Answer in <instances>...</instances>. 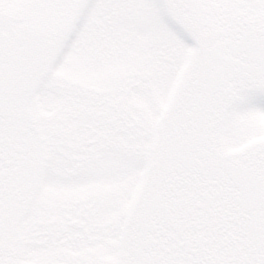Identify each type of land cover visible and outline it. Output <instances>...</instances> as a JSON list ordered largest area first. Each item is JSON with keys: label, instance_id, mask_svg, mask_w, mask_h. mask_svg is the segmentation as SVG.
I'll return each instance as SVG.
<instances>
[{"label": "snow or ice", "instance_id": "1", "mask_svg": "<svg viewBox=\"0 0 264 264\" xmlns=\"http://www.w3.org/2000/svg\"><path fill=\"white\" fill-rule=\"evenodd\" d=\"M0 264H264V0H0Z\"/></svg>", "mask_w": 264, "mask_h": 264}]
</instances>
